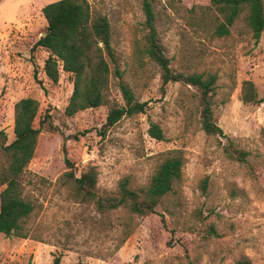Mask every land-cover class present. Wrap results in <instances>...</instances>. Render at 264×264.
Returning a JSON list of instances; mask_svg holds the SVG:
<instances>
[{
    "label": "rangeland",
    "instance_id": "rangeland-1",
    "mask_svg": "<svg viewBox=\"0 0 264 264\" xmlns=\"http://www.w3.org/2000/svg\"><path fill=\"white\" fill-rule=\"evenodd\" d=\"M53 1L18 0L23 15L0 24V130L11 143L14 106L28 97L40 104L35 127L41 129L22 179L24 196L35 206L31 238L0 233V264H54L57 257L60 264H264V32L256 44L243 14L229 36L217 38L208 0H153L172 68L218 75L214 117L235 147L249 153L239 162L226 154V138L202 130L193 87L170 83L162 89L154 64L141 71L133 64L132 41L144 21L141 0L91 2L110 19L120 69L137 98L148 103L146 112L124 118L104 136L108 106L66 116L72 76L61 71L52 83L44 72L48 52L32 51L47 26L42 8ZM247 80L257 89L255 103L241 101ZM108 99L123 103L114 80ZM150 123L162 128L164 140L149 135ZM64 146L78 176L96 168L101 193L115 191L125 177L132 189L146 186L162 154L174 150L185 158L183 180L155 213L134 216L127 236L124 210L101 214L61 184ZM5 165L0 157V167Z\"/></svg>",
    "mask_w": 264,
    "mask_h": 264
},
{
    "label": "trees",
    "instance_id": "trees-1",
    "mask_svg": "<svg viewBox=\"0 0 264 264\" xmlns=\"http://www.w3.org/2000/svg\"><path fill=\"white\" fill-rule=\"evenodd\" d=\"M208 1L214 9L210 26L213 36H229L237 20L245 14L246 25L255 43L260 42L264 32V0ZM141 10L144 21L138 27L141 36L136 35L132 41L133 64L140 71L148 63L154 64L159 69L162 89L170 83L193 87L199 101L202 130L209 136L226 138V154L245 162L249 153L235 147L214 117L213 99L218 75L212 72L175 71L158 34L153 0H141ZM42 14L47 22L46 35L40 37L32 51L42 48L48 52L44 72L52 83L59 82L61 71L72 76L73 92L65 109L66 116L108 106L106 123L101 131L104 136L124 118L146 112L148 103L137 98L133 87L125 79L124 71L120 69L112 44V25L107 15L96 10L91 0H58L46 5ZM203 19L207 21V18ZM112 80L122 95V104H111L108 99ZM241 101L244 104L258 101L257 89L250 80L242 84ZM39 110L40 104L36 99L22 98L14 106L13 141L9 143L7 133L0 130V157L6 159V165L0 167V233L7 237L31 238L29 223L35 206L24 196L22 179L34 158L41 133V129L35 127ZM46 120L44 118L40 122L41 127ZM48 126L55 129L51 123ZM148 132L152 138L164 140L163 130L158 124L150 123ZM64 153L67 171L60 176V182L69 195L80 203H92L101 214L124 210L129 216L125 222L127 236L135 229L134 216L144 217L155 213L166 197L177 193L176 188L183 180L186 163L182 151L166 152L162 154L146 186L132 189L130 177H125L115 191L101 193L96 168L91 167L78 176L67 156L66 146ZM60 263V258H55L54 264Z\"/></svg>",
    "mask_w": 264,
    "mask_h": 264
},
{
    "label": "crops",
    "instance_id": "crops-1",
    "mask_svg": "<svg viewBox=\"0 0 264 264\" xmlns=\"http://www.w3.org/2000/svg\"><path fill=\"white\" fill-rule=\"evenodd\" d=\"M36 1H41V0H36ZM55 1H58V0H55ZM16 2H18V0H1L0 2V24H5V23H10L12 21H16L20 18L21 15H23L24 13L23 10L25 8V5L22 3H20V5H16ZM44 7L45 6H43V8ZM43 19L45 21V24L47 25V22L44 17Z\"/></svg>",
    "mask_w": 264,
    "mask_h": 264
},
{
    "label": "water",
    "instance_id": "water-1",
    "mask_svg": "<svg viewBox=\"0 0 264 264\" xmlns=\"http://www.w3.org/2000/svg\"><path fill=\"white\" fill-rule=\"evenodd\" d=\"M46 35V33H44L42 36H45Z\"/></svg>",
    "mask_w": 264,
    "mask_h": 264
}]
</instances>
